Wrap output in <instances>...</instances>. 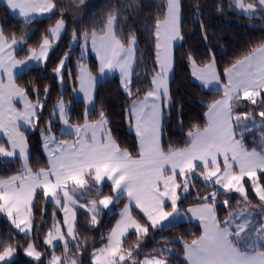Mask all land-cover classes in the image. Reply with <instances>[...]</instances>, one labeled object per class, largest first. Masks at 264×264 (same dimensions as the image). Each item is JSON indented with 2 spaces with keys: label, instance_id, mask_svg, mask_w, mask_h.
Instances as JSON below:
<instances>
[{
  "label": "snow or ice",
  "instance_id": "1",
  "mask_svg": "<svg viewBox=\"0 0 264 264\" xmlns=\"http://www.w3.org/2000/svg\"><path fill=\"white\" fill-rule=\"evenodd\" d=\"M79 3L83 4L84 0H79ZM233 3L249 17L257 11L264 12V0H233ZM6 6L23 19L25 27L32 23L36 14L52 13L57 9L54 0H6ZM180 13V0H166L163 19L155 21L154 31L151 32L158 71L151 79L152 89L143 100H134L128 109L129 116L135 121L139 145L136 155L127 148H121L108 128L109 121L103 112L99 114L100 119L90 122L86 111L83 125H73L69 123L68 106L60 99L53 109V115L58 116L65 126L62 135L75 138L57 142L51 134L49 122L46 132H41L48 167L36 172L29 165L27 138L20 128L22 125L35 127L39 121L37 114L43 105L38 89H33L37 94V100L33 103L28 98L27 90L16 84V76L29 70L30 62L42 63L47 60L52 47L49 35L59 39L65 20L61 15L55 26L48 30V35L43 36L39 50L29 48L27 51L30 55L24 60L16 59L14 53L17 46L27 42L26 36L18 40L13 33L9 41L0 26V132L7 136L9 145L5 147L0 144V157H18L23 161L21 175L0 179V213L28 238L33 229L32 203L38 190L63 210L67 238L59 222H56L48 231L44 243L53 246L54 241H62L67 254L71 242L77 250L76 257L66 255L62 260L61 256L53 253L47 264H77L80 249L84 246L75 232L77 205L87 208L90 224L95 226L99 223L102 210L124 196L129 202L119 213L120 219L107 236V243L92 251L91 264H169L164 253L171 254L170 249H156L160 256H145L143 260L137 259L133 253L140 250V243L148 235L149 227L163 228V221L181 216L178 202L182 195L186 198L190 186L194 185L192 177H202L206 187L216 190L202 197L197 193L202 203L187 209L203 226L202 235L190 243L183 242L188 264H264V220L253 226L249 233L246 229L251 220L243 212H230L228 218L221 221L215 209L218 194L239 193L246 203H250L245 178L251 182L253 192L264 206V185L259 182L258 175L264 174V143L259 151L255 147L251 150L245 147L243 133L236 130L242 116L233 112L236 102L243 98L252 105H258L261 109L258 115L264 118V42L224 70L227 83L223 85V98L207 105V126L203 129L197 126L189 131L186 146H168L165 149L161 138V99L164 97L170 101L168 74L174 64V44L183 40ZM117 17L118 13L115 12L108 14L101 27V35L96 31L84 32V48L87 49L90 40L92 50L99 57L100 73L119 70L122 87L131 96V77L139 46L132 30H129L126 42L118 37ZM72 38L77 39L75 33ZM189 61L194 68L193 75L203 86H215L217 91L220 90V75L216 71L214 56L203 68L196 67L191 55ZM63 69L64 60L53 69L61 81ZM5 77L7 83L4 82ZM96 83L89 69L81 64L79 91L89 105L94 101ZM44 91L47 94V87ZM17 99L23 103L22 110L14 106ZM243 118L255 122V117L250 113H244ZM245 130H248L247 127ZM238 134L241 139H237ZM177 176L183 178L182 183L177 182ZM105 182H110L115 196L101 193L99 186ZM89 191L95 192L99 198L79 204L77 197ZM222 203L227 206L229 201L225 199ZM166 205L170 211L166 210ZM133 207L143 213L148 223L142 224L133 216ZM260 215L264 217V212ZM233 217L243 219L237 223ZM130 230L136 236V242L134 246L125 247ZM11 234L9 231L8 235ZM19 246L18 242L14 244L0 240V264H12ZM24 252L40 261L42 253L36 250L34 243H29Z\"/></svg>",
  "mask_w": 264,
  "mask_h": 264
},
{
  "label": "trees",
  "instance_id": "2",
  "mask_svg": "<svg viewBox=\"0 0 264 264\" xmlns=\"http://www.w3.org/2000/svg\"><path fill=\"white\" fill-rule=\"evenodd\" d=\"M57 9L47 17L35 19L26 27L23 20L14 16L4 2L0 0V26L3 27L5 35L11 40L13 33L19 40L26 36L27 42L16 50L15 55L22 59L29 54V48L38 49L42 38L48 35V30L63 15L66 30L61 36L57 46L51 51L47 61L43 65L29 68V70L16 76V84L27 90V94L37 100V94L33 89H38L39 99L43 105L38 121V128L29 132L27 141L29 145V165L33 172L40 168H47L48 161L43 151V140L40 131L46 130L49 122L52 124L54 136L63 137L60 132L61 120H51L53 109L58 100L63 99L68 106L69 123L83 124L85 120L86 104L83 100L76 98L73 90L79 82V64L87 61L92 71L97 72L98 64L93 55L88 53L87 57L81 54V46H71L72 34L75 32L78 40H82L83 33L96 31L102 34L101 27L110 12L118 13L117 24L119 25L117 35L126 42L129 30L137 36L138 50L136 62L131 78L132 95H126L121 86L120 76L115 75L101 81L96 89L95 103L93 109L88 113L89 121L100 119V112H103L109 121L108 126L112 136L119 143L121 148H127L135 156L138 149L137 138L132 130L133 117L129 116L128 109L134 100L143 98L152 88L151 79L158 70L155 56L154 38L151 32L154 31L155 21L163 19L166 10V0H54ZM256 2V0H246ZM181 4V32L183 40L174 49V73L170 84V107L163 115V145L184 147L188 143L187 133L200 127L207 126L206 113L207 105L220 97V91L204 89L195 79L192 73V63L189 55L195 60L197 66H204L215 58V64L222 79L224 70L230 67L237 59L249 54L252 48L264 42V12L249 17L246 14L234 9L232 0H180ZM80 13L81 21L77 23L74 18ZM201 23L203 27L201 26ZM206 35V39H205ZM83 57V58H82ZM66 58V59H65ZM61 60H64L63 81H61L53 69ZM45 87L48 91L45 94ZM258 105L241 98L233 108L234 114H241L242 119L238 133H243V143L249 150L256 148L260 150L264 143V118L258 113ZM244 113H250L255 117V122L245 120ZM55 116V115H54ZM58 118V116H56ZM131 121V126H130ZM235 126V124H234ZM247 127L248 130H245ZM237 137L241 139L238 134ZM23 170V163L20 159L5 161L0 157V177L7 178ZM264 185V174L258 173ZM182 177H179V182ZM248 200L246 203L242 196L237 193L218 194L215 205L218 219L223 221L231 211L246 208L248 210L264 209L261 202L254 194L251 183L247 179ZM101 193L112 194L109 183L100 185ZM206 186L198 179H195L194 186L190 188L186 198L182 195L179 201L180 208L202 202L196 198V190L203 193ZM86 196L89 199H98L95 192L89 191ZM84 197V196H83ZM83 197L77 199L82 204L86 202ZM227 199L228 205L222 202ZM126 201L124 196L114 203L111 209H103L98 217L99 223L95 226L90 224L87 209H76L77 223L75 232L83 243L79 252L77 264H91L92 250L107 243V236L114 227L119 213ZM133 215L142 223H148L146 218L133 208ZM33 229L28 238L16 231L11 230L9 221L0 213V240L10 243H17L19 257L12 261V264H46V258L53 252L59 255L76 257L77 250L73 243H69V252L65 254L63 245H56L53 249L45 247L44 240L53 224L59 222L64 230V219L62 210L59 209L48 198L42 196L40 191L36 194L32 204ZM11 231V235H8ZM199 224L190 219L163 228L153 229L140 243V250L134 251V256L141 260L145 256L161 255L156 249L170 247L173 254L164 253L170 259V264H186L184 261L183 242H191L201 235ZM44 253L41 261L37 262L28 258L22 250L30 241ZM136 236L129 231L125 241V247L134 246ZM142 250V251H141Z\"/></svg>",
  "mask_w": 264,
  "mask_h": 264
},
{
  "label": "rangeland",
  "instance_id": "3",
  "mask_svg": "<svg viewBox=\"0 0 264 264\" xmlns=\"http://www.w3.org/2000/svg\"><path fill=\"white\" fill-rule=\"evenodd\" d=\"M234 8H235V4L233 3V5H232ZM260 11H257V13L255 14V15H257L258 13H259ZM52 13H50L49 15H51ZM49 15H46V16H44V17H47V16H49ZM79 16H80V13H77L76 14V16H75V18H74V21H77V23L78 22H80L81 21V18H79ZM44 17H42V18H44ZM41 19V18H40ZM55 26V24L52 26V27H54ZM65 30H66V24H65V27H64V29L61 31V34H60V37H59V39H53L50 35H49V40L51 41V44H52V47L50 48V50H49V52H48V57H49V55H50V53H51V51L53 50V48L55 47V46H57V44H58V42H59V40H60V38H61V36L63 35V33L65 32ZM75 33V32H74ZM103 34V33H102ZM75 35H76V33H75ZM101 35V34H100ZM77 37V36H76ZM71 46L72 47H75V46H81V48H82V51H81V54H82V56L85 58V57H87V55H88V53H90L91 55H93L94 57H95V59L97 60V63H98V67H99V64H100V62H99V57L97 56V54H96V52L95 51H93L92 50V47H91V41L89 40L88 41V45H87V49L85 50V48H84V39H82V40H78V38L76 39V40H73V38H72V40H71ZM20 47V45L19 46H17V49ZM37 50H39V48L37 49ZM88 52V53H87ZM30 55V53L27 55V56H25L24 58H22V59H19V60H24V59H26L28 56ZM82 57V58H83ZM48 59V58H47ZM47 61V60H46ZM46 61H44V62H42V63H40V62H30V64H29V68H31V67H35V66H39V65H43V64H45L46 63ZM81 64H83V65H85L88 69H89V71H91V74L93 75V76H95L97 73H99V71L98 72H94V71H92L91 69H90V67H89V64H88V62L87 61H82L80 64H79V72H80V65ZM98 75V74H97ZM224 75V74H223ZM221 78H222V76H221ZM223 80H221V83H223L222 82ZM4 82L5 83H7V79H6V77H5V79H4ZM79 88H80V84H79V82H78V85L75 87V89L73 90V94H74V96L76 97V98H79ZM223 94V93H222ZM221 94V95H222ZM220 95V96H221ZM28 98L33 102V103H35L36 102V100L35 99H32L29 95H28ZM80 99V98H79ZM218 99V98H217ZM216 99V100H217ZM41 103V102H40ZM42 104V103H41ZM14 106L17 108V109H21L22 110V108H23V103H22V101H20L19 99H17L16 101H14ZM42 112V110L41 111H39L38 112V117L40 118V113ZM60 120L59 119V117L57 118L56 116H54L53 115V117L51 118V120ZM48 125H49V123H48ZM48 125H47V127H46V130H47V128H48ZM51 127H52V124H51ZM37 128H38V123L35 125V127H29V126H24V125H22L21 126V128H20V131L21 132H23L24 133V135H25V137L27 138V136H28V133L29 132H34V131H36L37 130ZM46 130H42V131H45L46 132ZM42 131H40V135H41V132ZM60 132L62 133V129H60ZM51 134L53 135L54 134V130H52V128H51ZM0 144H4V146L5 147H9V145H8V138H7V136L3 133V132H0ZM27 145H28V141H27ZM27 150H28V152H29V145H28V148H27ZM3 160H5V161H15V160H17V159H19L18 157H1ZM21 160V159H20ZM22 161V160H21ZM22 163H23V161H22ZM221 167H223V165H221ZM23 173V170L21 171V172H19V173H17V174H13L12 176H16V175H21ZM259 175V174H258ZM12 176H10V177H12ZM8 178V177H7ZM7 178H2V177H0V179H7ZM192 179L194 180V182H195V179H198V180H200L203 184H204V182H203V179H202V177H192ZM182 180H183V178H182ZM245 180H247V178H245ZM244 180V184H245V188L247 189V184H246V181ZM259 182L262 184V182H261V180H259ZM181 183H182V181H181ZM251 183V182H250ZM205 185V184H204ZM263 185V184H262ZM194 186V185H193ZM193 186H192V188H193ZM218 187V186H217ZM190 188H191V186H190ZM190 188H189V191H190ZM206 188V190L203 192V193H200L199 195L202 197V196H204V195H206V194H208V193H210V192H212V191H214V190H216L215 188H213V187H205ZM200 189H198L197 188V190H196V198H197V193H198V191H199ZM81 191H83V190H81ZM88 193V192H87ZM86 193V194H87ZM231 193H235V192H231ZM228 194H230V193H228ZM237 194H239V193H237ZM255 194V193H254ZM110 195H113V196H115V193H112V194H110ZM240 195V194H239ZM241 196V195H240ZM83 197V196H82ZM257 197V196H256ZM35 199V198H34ZM83 199L84 200H90L89 199V197L88 196H86V195H84V197H83ZM257 199H258V197H257ZM48 200H50V198H48ZM120 200V199H119ZM118 200V201H119ZM259 200V199H258ZM33 202H34V200H33ZM63 202V201H62ZM117 201H114V203H116ZM78 203L79 204H81L80 202H79V200H78ZM84 202H82V204H83ZM33 204V203H32ZM59 209H61L59 206H57ZM111 207H112V205H110L109 206V208L108 209H111ZM77 208H80L78 205L75 207V210L77 209ZM81 209H87V208H81ZM63 211V210H62ZM232 213H240V212H243L244 213V216L245 217H249L250 218V220H251V223H250V225H249V228L248 229H246V232H251L252 231V228H253V226H256V225H258L260 222H262V220H264V217H261V212H264V209H260V210H248V209H246V208H241V209H237V210H234V211H231ZM2 214V216H4V214L3 213H1ZM134 216V215H133ZM5 217V216H4ZM6 218V217H5ZM226 218H228V216L226 217ZM225 218V219H226ZM234 219H236V222L237 223H240L241 222V220L243 219V217H241V218H236V217H233ZM7 219V218H6ZM137 219V218H136ZM141 222V221H140ZM9 223H10V221H9ZM142 223V222H141ZM142 224H144V223H142ZM10 225H11V230H13V231H16V232H18V233H20L19 232V230L18 229H15V227L10 223ZM61 227V226H60ZM66 225H64V230L62 229V231H64L65 232V236H66V238H67V235H66ZM157 228H160V227H157ZM130 231H132V230H130ZM32 233V232H31ZM31 233H29V236L31 235ZM22 235H24L25 236V234L24 233H21ZM29 243H34V241H30ZM28 243V244H29ZM35 244V243H34ZM56 245H63V242L62 241H54L53 242V246H49V245H46L45 244V247L47 248V249H53ZM28 246V245H27ZM26 246V247H27ZM25 247V248H26ZM35 247H36V250L37 251H39V252H41L42 253V255H41V258H40V261L43 259V257H44V253L35 245ZM102 247V246H101ZM98 248H100V247H98ZM95 249H97V248H95ZM163 249V248H162ZM164 249H170L171 250V254H173V249L172 248H170V247H164ZM94 250V249H93ZM92 250V251H93ZM22 253L25 255V256H27L26 254H25V252H24V249L22 250ZM55 255H57V256H61V258H62V260L66 257V255L65 256H62V255H59V254H57L56 252H53ZM53 253L49 256V257H47L46 258V264H47V262H48V260L51 258V256L53 255ZM67 256H69L68 254H67ZM151 256H160V255H151ZM151 256H149V257H151ZM19 257V253H18V251L16 250V252H15V254H14V257L12 258V261L13 260H15L16 258H18ZM28 258H31V259H33V260H35L33 257H29V256H27ZM166 257V256H165ZM74 258V257H73ZM145 257H143L141 260H143ZM166 259L169 261V264H170V259L168 258V257H166Z\"/></svg>",
  "mask_w": 264,
  "mask_h": 264
},
{
  "label": "crops",
  "instance_id": "4",
  "mask_svg": "<svg viewBox=\"0 0 264 264\" xmlns=\"http://www.w3.org/2000/svg\"><path fill=\"white\" fill-rule=\"evenodd\" d=\"M2 2H4L5 4H6V0H1ZM233 1V0H232ZM180 7H181V4H180ZM234 9H236L238 12H240V13H242L239 9H237L236 7L234 8ZM10 10V9H9ZM54 11V10H53ZM10 12L14 15V16H16V17H19L18 16V14L17 13H14V12H12L11 10H10ZM53 13V12H52ZM50 13H45V14H43V15H40V14H36V16H35V19H40V18H42V17H44V16H46V15H49ZM244 14V13H243ZM180 16H181V13H180ZM19 18H21V17H19ZM22 19V18H21ZM34 19V20H35ZM23 20V19H22ZM180 26H181V19H180ZM180 41H178V42H176L175 44H174V49H175V47H176V45L179 43ZM174 49H173V51H174ZM14 55H15V53H14ZM15 58L16 59H18L17 57H16V55H15ZM19 60V59H18ZM98 64V63H97ZM134 66H135V64H134ZM134 66H133V70H134ZM205 66V65H204ZM204 66H197L196 65V67L197 68H203ZM215 66H216V64H215ZM17 72H19V68H17V70H16ZM99 71V67H98V69H97V72ZM158 71V70H157ZM193 71H194V68H193V65H192V73H193ZM216 71L219 73V70H218V68H217V66H216ZM91 72V71H90ZM173 73H174V64H173V68H172V70H171V72H169V74H168V90H169V95H170V84H171V79H172V77H173ZM98 74V75H97ZM94 77L96 78V81H97V83H96V86H95V91H94V101H93V104L92 105H89V104H87V102L84 100V98H83V93L82 92H79V98L81 99V100H83L84 102H85V104H86V111H87V113H89L92 109H93V107H94V103H95V95H96V89H97V86H98V84L101 82V81H103V80H105V79H108V78H111V77H113V76H115V75H119L120 76V81H121V75H120V73H119V70H115V71H111V72H106L105 74H101L100 73V71H99V73H97ZM94 75V74H93ZM92 75V76H93ZM219 75H220V73H219ZM194 76V75H193ZM195 77V76H194ZM132 78V77H131ZM195 79L199 82V84L204 88V89H206V90H210V91H217L216 90V87L215 86H208V87H205V86H203L202 84H201V82L195 77ZM221 80H223L222 82L223 83H221ZM227 83V77H226V75H225V72H224V77H223V79L221 78V76H220V85H219V87H220V92H221V94L223 93V85L224 84H226ZM121 86H122V83H121ZM153 87V86H152ZM123 88V87H122ZM152 89V88H151ZM150 89V90H151ZM149 90V91H150ZM123 91H124V89H123ZM125 92V91H124ZM125 94L126 95H128L126 92H125ZM144 98V97H143ZM143 98H140V99H138V100H143ZM221 98H223V94L217 99V100H219V99H221ZM170 104H171V102L169 101V100H166L164 97H162V99H161V107H162V112H163V115H164V111L165 110H167L169 107H170ZM208 112V111H207ZM206 119H207V113H206ZM90 122H95V121H90ZM134 124H135V121H134V118H133V123H132V130H133V132L135 133V128H134ZM80 125H83V124H80ZM64 124H63V122L61 121V128L60 129H64ZM108 128H109V126H108ZM136 135V134H135ZM56 137V140H57V142H59V141H61V140H68V141H72V140H74V136H67V135H63V137H60V138H58L57 136H55ZM137 138V137H136ZM162 143H163V119H162ZM237 139H239L238 137H237ZM137 144H138V139H137ZM51 146V145H50ZM139 146V145H138ZM43 151H44V154H45V156H46V158H47V161H48V156H47V152L45 151V149H44V147H43ZM46 169V168H45ZM179 177L180 176H177V182L178 183H181V181L179 182ZM8 178H10V177H8ZM7 178V179H8ZM105 183H109L110 184V182H105ZM39 191V190H38ZM38 191H37V193H38ZM180 190L178 189V192H179ZM126 197V201H125V204H124V206H123V208L121 209V211L124 209V207H125V205H127L128 204V198H127V196H125ZM64 202H62V204H63ZM200 203H202V202H198V203H195V204H191V205H188L186 208H180L179 207V202H178V209H179V211H180V213H181V216L180 217H177V218H175V219H173L172 217H170L169 218V220L168 221H163L162 223L165 225V227L166 226H170V225H173V224H176V223H178V222H181V221H184V220H187V219H190L191 221H193V222H195V223H197V224H199L200 225V227H201V230H202V232H201V235L203 234V226H202V224H201V222L196 218V217H194L191 213H189L188 211H187V209H189V208H195V207H197ZM133 208H135V207H133ZM132 208V209H133ZM137 209V208H136ZM62 210V209H61ZM142 215H143V213L139 210V209H137ZM166 210H169L170 211V208H168L167 207V205H166ZM120 211V212H121ZM75 212H76V210H75ZM62 213H63V219H64V212L62 211ZM132 214H133V211H132ZM144 216V215H143ZM146 218V217H145ZM120 219V215L118 216V219H117V221ZM116 221V222H117ZM76 223H77V215H76V219H75V228H76ZM115 225H116V223H115ZM115 225H114V227H115ZM223 226V225H222ZM184 261H185V263L186 264H188V262H187V260H186V258H185V256H184Z\"/></svg>",
  "mask_w": 264,
  "mask_h": 264
}]
</instances>
